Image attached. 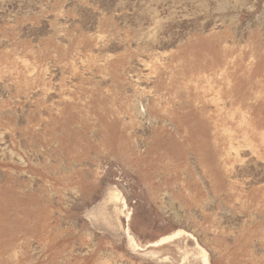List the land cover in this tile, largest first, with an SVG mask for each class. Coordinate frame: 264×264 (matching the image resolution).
<instances>
[{"label":"rangeland","instance_id":"374dc122","mask_svg":"<svg viewBox=\"0 0 264 264\" xmlns=\"http://www.w3.org/2000/svg\"><path fill=\"white\" fill-rule=\"evenodd\" d=\"M0 264H264V0H0Z\"/></svg>","mask_w":264,"mask_h":264},{"label":"bare ground","instance_id":"6f19581e","mask_svg":"<svg viewBox=\"0 0 264 264\" xmlns=\"http://www.w3.org/2000/svg\"><path fill=\"white\" fill-rule=\"evenodd\" d=\"M181 234H182V233H181ZM181 234H180V235H181ZM172 236H173V235H172ZM172 236L169 237V238H171L170 240H172V238H174V237H172ZM174 236H177V235L174 234ZM175 238H176V237H175ZM177 238H178V237H177ZM133 239H134V238H133ZM160 241H161V240H160ZM167 241H168V240H167ZM168 242H169V241H168ZM134 243H135V241H134ZM161 244H162V243H161ZM154 245H155V246H158L159 244H154Z\"/></svg>","mask_w":264,"mask_h":264}]
</instances>
